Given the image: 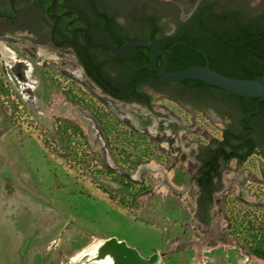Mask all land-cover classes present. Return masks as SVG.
I'll use <instances>...</instances> for the list:
<instances>
[{
  "label": "rangeland",
  "instance_id": "rangeland-1",
  "mask_svg": "<svg viewBox=\"0 0 264 264\" xmlns=\"http://www.w3.org/2000/svg\"><path fill=\"white\" fill-rule=\"evenodd\" d=\"M177 3L182 19L196 6ZM233 3L264 9L261 0ZM0 42L15 58L6 63L0 57V264H68L111 237L143 257L156 252L165 264H191V258L196 264H264V258L249 252L244 229L233 225L234 219L264 222V154L222 166L224 187L214 196L213 220L205 226L195 217V156L200 146L221 138L223 122L185 107L170 92H150L152 109L143 111L104 96L84 74L78 78L74 72L80 67L67 50L36 46L23 34L0 37ZM39 49L57 59H41ZM147 111L177 130L144 133L163 151L157 153L159 161L146 163L162 166L171 176L145 173L133 188L139 192L135 201L122 206L118 199L124 186L105 168L114 164L108 148L119 132L133 129L128 114ZM98 118L114 124L109 144ZM45 207L60 217L48 231L18 221L23 209ZM227 216L228 231L223 228ZM234 242L245 245L236 257Z\"/></svg>",
  "mask_w": 264,
  "mask_h": 264
},
{
  "label": "trees",
  "instance_id": "trees-1",
  "mask_svg": "<svg viewBox=\"0 0 264 264\" xmlns=\"http://www.w3.org/2000/svg\"><path fill=\"white\" fill-rule=\"evenodd\" d=\"M185 1H192L196 6L183 19L179 0H63V4L65 9H74L80 14L92 42L119 47L134 38L154 40L166 50L164 69L167 72L193 65L204 66L207 59L209 67L222 75L247 80L264 78V13L258 9L250 10L244 3L234 4L233 0ZM261 2L264 5V0ZM76 51L86 76L115 100L150 107V92H170L174 95L172 99L179 101L191 96H219L246 118L241 124L249 132L252 130L249 126L254 127V143L247 135H236L227 130L220 139L212 141L215 148L206 147L198 172L202 189L200 205L210 201V178L219 174L217 160L220 157L223 161L233 158L242 161L259 142H264V101L232 95L196 80L166 83L150 70L152 52L145 47L133 48L123 54H111L101 48ZM157 63H162L159 55ZM98 122L102 136L109 144L110 129L114 124L103 122L101 118ZM67 142L70 143L68 137ZM245 147L250 149L241 152ZM108 151L115 166L126 174H132L137 166L150 160L159 161L157 153L163 152L147 134L133 129L119 132ZM105 168L124 186L119 204L126 206L129 201H135L139 192L133 188L138 184ZM233 225L236 230L244 229L249 252L264 258V222L245 219L237 223L234 219Z\"/></svg>",
  "mask_w": 264,
  "mask_h": 264
},
{
  "label": "flooded vegetation",
  "instance_id": "flooded-vegetation-1",
  "mask_svg": "<svg viewBox=\"0 0 264 264\" xmlns=\"http://www.w3.org/2000/svg\"><path fill=\"white\" fill-rule=\"evenodd\" d=\"M50 3L51 0H0V37L12 36L14 34H20V35L23 34L26 38H29L34 44H36V46H41L42 48L45 46L50 50L57 52H65V50H67L74 55L79 67L83 69V67L79 64V61L77 59L76 50L84 52L79 47L84 45V41L86 37L89 40V34L87 32V36H86L84 31L82 30V28H84L85 30L86 28L81 23L80 14L74 9H65L63 0H55V13L58 16V20L56 22L50 9ZM260 13H264V9L261 10ZM52 28H53V35L55 40L62 42V44L59 47H56L52 42L51 39ZM84 75L86 76L85 71H84ZM89 80L93 83L91 79ZM93 85L100 90L101 94L115 100L111 95L104 93L99 87H97V85H95V83H93ZM178 102H180V104L192 110L208 112V115L211 118L218 120L219 122H223L224 125L220 132L221 137L224 135V133L227 130H231L236 135H242V136L247 135L248 136L247 139L249 138L252 143L255 142L254 127L252 125L249 126V128L252 129L249 132V130L246 129V127L243 124H241V121H244L246 118L243 115H240L235 108L225 103L224 99H222L221 97L191 96L189 98L184 99L183 101H178ZM131 103H136V102H131ZM137 104L149 110L152 109V104L150 107H147L140 103ZM249 133H251L252 136L248 135ZM245 139L246 138H244V140ZM213 140H211V142L207 145L200 146L199 150L196 152L195 161L197 163V170H196V174L192 177V182L196 186V194H197L195 217L200 223H202L205 226L210 225L211 221L213 220L210 212L213 208L212 206H213L214 196L215 194L222 192V188L224 187L222 166L230 161L243 162L258 152L264 154V144H263L264 142H259L258 145L254 147V149L251 151V153L242 161H239L236 158L230 159L228 161H223V158L220 157L217 160V163L219 164L217 172L219 174L216 176L212 175V177L210 178L211 185L209 187V192H208L210 196L209 197L210 201H208V203L204 205H200L201 202L200 200L202 197V189L198 182L199 179L198 172H199V168L201 167V157H203V154L206 151V147L212 149L216 147V145L212 143ZM239 144H242V141ZM249 149L250 147L248 148L245 147L240 151L244 152ZM226 151H228V149H226ZM204 196L208 197V195H204ZM226 200L227 197L225 198V201ZM32 210L33 211L28 212L27 210L23 209L19 213L18 221L21 222L22 225L44 227V230L48 231L50 226H53L59 222L60 217L58 216L57 212H55L51 208H47V207L39 208V209L32 208ZM223 213L226 214V211L223 210ZM48 218H50L51 221H48ZM229 222H230V217L227 216L225 220L226 225L223 226V228L226 231H228L229 229L230 226ZM53 241H55V239H52L49 242L51 243ZM221 244L224 245V243ZM234 244L235 246H231V247L232 249L237 248L238 252H233L234 257H236L238 256L236 255L237 253L241 254L242 250L244 251L245 245L241 244V242H234ZM228 248H230V246H228ZM215 249L216 248L212 247L210 250H215ZM150 255H147V257ZM159 256H160L161 264H165V262L163 261V257L161 255ZM191 259H190L191 264H196Z\"/></svg>",
  "mask_w": 264,
  "mask_h": 264
},
{
  "label": "water",
  "instance_id": "water-1",
  "mask_svg": "<svg viewBox=\"0 0 264 264\" xmlns=\"http://www.w3.org/2000/svg\"><path fill=\"white\" fill-rule=\"evenodd\" d=\"M50 9L57 22L58 16L55 13V0H51ZM82 30L87 36V31L84 28H82ZM51 39L56 47H59L62 44V42L55 40L53 28L51 30ZM137 47H145L151 50L152 56L149 68L166 83L173 84L185 80H196L212 85L232 95L255 98L258 100L257 102L264 101V78L260 80H247L228 77L211 69L207 60L204 66L193 65L173 73L165 71L164 67L167 62L166 50L161 48L152 39L134 38L127 41L122 46L114 47L104 42H90L86 37L84 45L79 48L83 51L91 48H101L111 54H123L130 49ZM157 55L162 58V63L160 65L157 63ZM80 71L84 74L81 67ZM257 102L255 105L256 108ZM131 104L141 106L137 103ZM141 109L143 111L147 110L143 106H141ZM255 111L256 110H254L253 113H255ZM131 116L132 118L127 117V119L129 120L132 128L140 134L147 133L148 135H167L165 132L166 128L173 126L170 121L167 122L168 125H165L163 123V119L155 117L149 111H147L146 114H135L131 112ZM136 120L142 124H135ZM149 128L156 130V132L151 133ZM176 131V128L173 126L172 132L176 134ZM147 164L148 163L139 165L133 174L123 173L114 164L108 163L107 165L111 170L117 172L129 181L139 183L143 180L144 174L147 173V170L143 168ZM170 189L176 193L180 192L173 187ZM68 264H161V260L159 254L157 253H153L148 257H143L135 248L128 246L125 241L111 237L97 241L92 247L72 258Z\"/></svg>",
  "mask_w": 264,
  "mask_h": 264
},
{
  "label": "bare ground",
  "instance_id": "bare-ground-1",
  "mask_svg": "<svg viewBox=\"0 0 264 264\" xmlns=\"http://www.w3.org/2000/svg\"><path fill=\"white\" fill-rule=\"evenodd\" d=\"M38 56L43 59V60H47V59H57V57L52 54L49 53L45 50L39 49L37 51ZM0 57L1 59L6 62V63H11L14 61V55L13 53L7 48L6 44L3 42H0ZM74 74L78 77L81 78V71L77 70L74 72ZM129 118H132V116L130 114H128ZM135 124H142L141 122H139L138 120H136ZM155 125V123H154ZM153 125V126H154ZM173 130V126L169 127ZM149 131L151 133H155L156 130L149 128ZM145 170H147L148 173H151L153 176L158 177V176H162L163 178H169L171 176V172L170 171H166L162 166L154 163V162H149L146 166L143 167ZM141 170V169H140ZM169 188H171L172 186H170V183H168L167 185ZM166 191V190H165ZM200 249H198L199 251Z\"/></svg>",
  "mask_w": 264,
  "mask_h": 264
}]
</instances>
